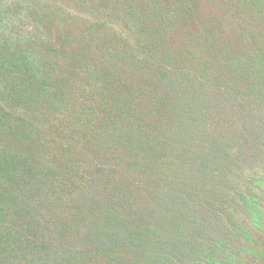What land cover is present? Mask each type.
<instances>
[{"label":"rangeland","instance_id":"rangeland-1","mask_svg":"<svg viewBox=\"0 0 264 264\" xmlns=\"http://www.w3.org/2000/svg\"><path fill=\"white\" fill-rule=\"evenodd\" d=\"M21 1L53 85L8 101L0 264H264V0Z\"/></svg>","mask_w":264,"mask_h":264},{"label":"trees","instance_id":"trees-1","mask_svg":"<svg viewBox=\"0 0 264 264\" xmlns=\"http://www.w3.org/2000/svg\"><path fill=\"white\" fill-rule=\"evenodd\" d=\"M23 6L21 0H0V78L8 81L7 85H4L5 91H0V132L21 131L18 130L20 129L18 126L22 119L16 114L17 108L8 104L9 100H13L15 104H19L20 101L24 108L26 106L28 108L33 103H38L40 96H47V93L42 91L44 86L53 85V81L48 78L50 71L44 69L43 59L36 57L37 49L34 45V35L29 33V36H26L20 29L8 31L11 26H17L21 22ZM2 73H7V76H3ZM34 83L38 85L37 91L27 92L30 85ZM35 99L36 101H33ZM4 152V150H0V170H3L1 163H5L1 159V154ZM7 168L10 170V167ZM249 197L251 196L249 195ZM250 212L252 217L259 215L255 208L250 209ZM170 239L173 241L172 238ZM148 248V254L143 256L142 260L131 264H165V260H169V263L174 262L173 259L165 255L166 244L161 243L158 246L151 242ZM57 250L53 249L54 252ZM64 250L68 252L66 249ZM191 255L199 260V253L193 254L192 252ZM236 256L237 254H228L224 257L220 253L216 254L215 251H209L201 255V263L199 260L194 264H242ZM39 260L44 264H61L62 262L57 261L52 254L48 258ZM39 260L33 259L34 263L37 264ZM27 262L29 264L31 260Z\"/></svg>","mask_w":264,"mask_h":264}]
</instances>
